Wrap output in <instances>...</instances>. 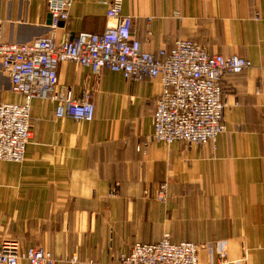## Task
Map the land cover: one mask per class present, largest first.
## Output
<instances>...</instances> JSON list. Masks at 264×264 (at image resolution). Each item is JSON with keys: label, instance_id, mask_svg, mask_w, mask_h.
<instances>
[{"label": "crops", "instance_id": "1", "mask_svg": "<svg viewBox=\"0 0 264 264\" xmlns=\"http://www.w3.org/2000/svg\"><path fill=\"white\" fill-rule=\"evenodd\" d=\"M105 9L102 0H72L55 37L101 32L112 21ZM121 12L132 16L143 49L187 37L251 60L222 77L224 130L202 144L157 141L158 78L129 80L60 61L56 88L74 96L88 89L93 117H56L54 100L30 99L23 158L0 159V241L39 245L56 264H70L71 254L73 264H115L136 241L167 232L172 241L199 244V264H220L223 247L228 264H264V0H121ZM49 21L44 0H0L3 40L45 35ZM0 99H23L1 69Z\"/></svg>", "mask_w": 264, "mask_h": 264}, {"label": "built area", "instance_id": "2", "mask_svg": "<svg viewBox=\"0 0 264 264\" xmlns=\"http://www.w3.org/2000/svg\"><path fill=\"white\" fill-rule=\"evenodd\" d=\"M72 0H44L51 30L27 42H9L0 36V69L8 77L9 89L22 101L0 99V159L20 161L31 135L29 103L32 97L54 100V116L90 120L94 104L88 89L74 96L69 89L56 88V66L72 61L92 73L102 68L119 71L129 80L158 78L161 89L152 113V138L171 143L176 140L202 144L224 130L222 77L251 66L238 54L210 52L194 39L178 37L170 48L146 50L132 34V16L121 12V0L106 2L111 18L101 32L80 30L70 37L56 38L55 27L68 16ZM179 14L178 11L174 12ZM167 184L158 188L165 198ZM110 192H113L111 189ZM200 245L192 240L172 241L165 232L156 242L136 241L121 251L115 264H199ZM56 264L59 259L39 245L21 248L15 239L0 241V264ZM67 261L76 262L71 254ZM219 263L228 264L226 248L219 251Z\"/></svg>", "mask_w": 264, "mask_h": 264}]
</instances>
